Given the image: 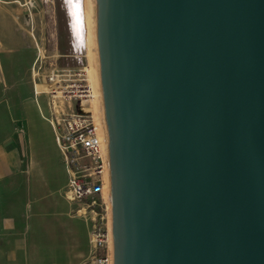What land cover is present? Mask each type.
<instances>
[{"label": "water", "instance_id": "1", "mask_svg": "<svg viewBox=\"0 0 264 264\" xmlns=\"http://www.w3.org/2000/svg\"><path fill=\"white\" fill-rule=\"evenodd\" d=\"M109 264H264V0H86Z\"/></svg>", "mask_w": 264, "mask_h": 264}, {"label": "crops", "instance_id": "2", "mask_svg": "<svg viewBox=\"0 0 264 264\" xmlns=\"http://www.w3.org/2000/svg\"><path fill=\"white\" fill-rule=\"evenodd\" d=\"M10 18L1 8L8 37ZM30 64L0 57V264H89L91 216L67 199L64 160L25 84Z\"/></svg>", "mask_w": 264, "mask_h": 264}, {"label": "rangeland", "instance_id": "3", "mask_svg": "<svg viewBox=\"0 0 264 264\" xmlns=\"http://www.w3.org/2000/svg\"><path fill=\"white\" fill-rule=\"evenodd\" d=\"M85 4V0H0V9L11 12V36L0 29V57H26L31 62L25 78L31 93L35 83L51 88L59 82L64 87L77 70L87 66ZM12 36L22 41L20 48ZM36 100L43 118L48 117L52 97L42 94ZM98 201L107 215L103 187Z\"/></svg>", "mask_w": 264, "mask_h": 264}, {"label": "built area", "instance_id": "4", "mask_svg": "<svg viewBox=\"0 0 264 264\" xmlns=\"http://www.w3.org/2000/svg\"><path fill=\"white\" fill-rule=\"evenodd\" d=\"M85 76L84 68L77 70L64 87L49 78L54 84L48 94L52 97L48 117L44 119L66 166L67 199L82 205L91 216L89 264H109L107 215L98 201L106 163L102 160L99 133L91 111L78 109L79 103L88 106L92 99L93 92ZM33 94L36 98L34 90Z\"/></svg>", "mask_w": 264, "mask_h": 264}, {"label": "bare ground", "instance_id": "5", "mask_svg": "<svg viewBox=\"0 0 264 264\" xmlns=\"http://www.w3.org/2000/svg\"><path fill=\"white\" fill-rule=\"evenodd\" d=\"M85 2H86V0H85ZM85 27L87 29L86 30L87 31V34H86L87 35L86 36V42H87V52H86L87 53V55H86L87 66L84 68V71L86 73L87 81L89 82V85H90V87L92 89V92H93V87H92V82H91V60H90L89 35H88V21H87V4H85ZM52 88L53 87L47 88L44 85H37L35 83L33 90L35 92V95L38 96V95H42V94H49V91ZM49 106H50V104L48 105V107ZM78 109L91 111L92 116H93L94 123L97 126L94 92L92 93V99H90L88 101V106H86L85 103H79L78 104ZM97 131L99 133L98 126H97ZM104 196H105V199L107 201V197L105 195V192H104ZM107 229H108V220H107Z\"/></svg>", "mask_w": 264, "mask_h": 264}]
</instances>
